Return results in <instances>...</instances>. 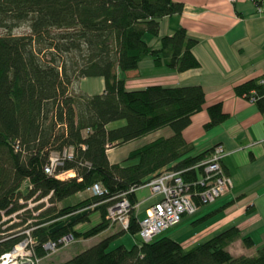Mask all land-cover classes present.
<instances>
[{
	"label": "trees",
	"instance_id": "obj_1",
	"mask_svg": "<svg viewBox=\"0 0 264 264\" xmlns=\"http://www.w3.org/2000/svg\"><path fill=\"white\" fill-rule=\"evenodd\" d=\"M182 10L172 0H0V213L8 216L26 209L30 199L34 203L46 199L18 215V226L31 220L30 227H35L32 237L39 259L47 241L57 243L67 235L87 240L107 230L106 209L122 194L135 207V192L129 191L164 170L184 171V182L196 181L200 171L191 168L210 151L191 156L192 146L184 141L182 131L203 108L202 88L125 87V75L136 72L146 57L157 68L176 73L199 67L192 54L196 41L183 28L158 38L160 19L180 15ZM21 27L28 33L13 35ZM146 37L158 38L159 47L148 46ZM86 78H101L102 93L82 92L78 84ZM234 93L264 115V86L258 79L236 86ZM207 114L205 129L227 119L220 104L208 107ZM162 129L171 135L137 148L121 163L108 161L109 149ZM51 156L62 165L47 175L44 168ZM67 172L73 176L59 179ZM93 184L106 193L57 208ZM194 201L200 205L197 198ZM45 204L51 209L41 211ZM90 206L96 207L100 221L84 233L73 228L88 222L86 215L61 223ZM37 211L40 214L33 216ZM48 214L52 216L44 219ZM130 214L126 231L100 240L62 264H264V247L251 257H233L226 250L237 240L246 249L254 246L236 227L187 251L166 237L109 250L118 236L137 233L135 209ZM20 239L0 235V256Z\"/></svg>",
	"mask_w": 264,
	"mask_h": 264
},
{
	"label": "crops",
	"instance_id": "obj_2",
	"mask_svg": "<svg viewBox=\"0 0 264 264\" xmlns=\"http://www.w3.org/2000/svg\"><path fill=\"white\" fill-rule=\"evenodd\" d=\"M172 1L183 6L182 13L160 19L158 38L183 28L196 41L192 54L199 67L176 73L156 68L152 58L146 57L136 72L125 75V87L127 90L148 86L202 88L203 108L190 118L182 138L192 146L191 156L206 153L215 146L222 147L226 155L221 168L231 187L224 197L201 207L192 217L195 218L192 226L199 228L196 236L202 235L200 241L231 227L238 228L242 237L251 238L254 246L246 249L237 240L226 250L233 257H251L264 247V115L250 100L237 96L234 88L253 79L264 86V14L255 11L251 0ZM158 38L146 37V43L156 49ZM78 85L87 95L101 94L104 86L101 78L82 79ZM215 104L221 105L227 119L205 129L209 122L207 108ZM170 135L168 129H162L110 149L106 152L108 161L121 163L132 150ZM135 197L139 220L157 197H151L146 187L135 191ZM132 237L138 243L137 237ZM193 240L178 243L187 251L200 243Z\"/></svg>",
	"mask_w": 264,
	"mask_h": 264
},
{
	"label": "built area",
	"instance_id": "obj_3",
	"mask_svg": "<svg viewBox=\"0 0 264 264\" xmlns=\"http://www.w3.org/2000/svg\"><path fill=\"white\" fill-rule=\"evenodd\" d=\"M226 1L235 3L237 0ZM251 1L255 11L258 14H264V0ZM225 155L222 147H213L204 159L191 168L200 171L194 182H184L181 177V173L184 171H162L144 186L139 187L148 188L151 196L157 197V200L145 210L144 216L137 220L138 231L134 236L137 237L139 243L151 242L164 230L177 226L184 215H193L200 205L213 204L221 196H224L223 194L231 187L230 179L224 175L221 168V161ZM61 165L57 156H51L48 165L44 168V173L52 175L54 169ZM138 189H131L129 192H135ZM87 190L90 191L91 196H101L106 193L98 184H93ZM194 198L198 199L200 205L195 203ZM42 201H46V199L39 202ZM39 202L34 203L30 199L28 202L30 204L26 209L8 216H5L3 212L0 213V235L21 238L10 251L0 256V264H38L37 243L32 237L35 227H30L31 220L18 226L20 222L18 215L27 209L31 210ZM132 209L135 208L130 206L127 198L122 194L106 209V219L110 223L121 224L122 230L126 231ZM37 213L38 211L33 213V216ZM69 238L72 239V236L62 237L57 243L47 241L41 246V250L45 253L55 250L58 248L57 245H62L64 241L70 240Z\"/></svg>",
	"mask_w": 264,
	"mask_h": 264
},
{
	"label": "rangeland",
	"instance_id": "obj_4",
	"mask_svg": "<svg viewBox=\"0 0 264 264\" xmlns=\"http://www.w3.org/2000/svg\"><path fill=\"white\" fill-rule=\"evenodd\" d=\"M0 33H3V32L0 31ZM27 33H28V30L25 27H21V28H18V29L13 31V35H23V34H27ZM132 151H134V150H132ZM72 176H73V174L71 172H67V173L60 174L59 179L63 180V179H66V178L72 177ZM140 189H143V188H139L138 190L140 191ZM229 190L223 195L225 196L229 192ZM90 196H91L90 191L86 190L83 193H80V194H77L73 197L68 198L67 200L63 201L62 203H60L56 206H57V208L73 207V206L77 205L78 203H80L81 201H83L85 198L90 197ZM224 196H221L220 198H222ZM46 205L47 204H45L44 208H42L41 211H44L45 208L49 207V204L47 206ZM210 205H201L200 207H198L197 211L193 215H184L183 218L181 219L180 223L177 226L164 230L162 233H160L159 235L154 237L153 240H156V239H159L162 237H166V238L175 240L176 242H183V241L190 242L193 239H194L193 242H200V243L205 242V240L204 241L198 240L200 237H202V235L196 236L198 234L199 228L192 226V221L195 219L192 217H194L196 215V213L198 212V210L201 207L210 206ZM38 206H40V205H36L35 207H38ZM134 208H135V212H137V209L139 208L138 202ZM48 209H51V208L49 207ZM33 213H36V212H33ZM39 214H40V211L37 214H35V216H37ZM84 215L87 216L88 222L76 225L73 228V230L76 231L77 233H84L86 230L93 227L94 225H96L100 221L99 213H98V211H96V207L90 206L89 208H85L83 210L75 212V214H72L70 217L61 219V223L67 224L71 221H75L76 219H79V217H82ZM136 215H138V214H136ZM51 216H52L51 214H48L44 217V219H48ZM138 218L140 220L142 218V216H139ZM33 222H35V221L33 220ZM46 225H48V224H46ZM121 231H124V230H122L121 224L109 222L108 229L105 230L104 232L100 233L99 235L95 236V237H92V238L87 239V240L81 239V238L80 239L69 238L70 240L64 241L63 244L60 245L59 248L52 250V251H48L47 253H45L43 255V257L38 260V264H62L64 262L68 261L69 259H71L73 256L77 255L78 253H80V252L84 251L85 249L91 247L92 245L96 244L100 240H103V239H105L109 236H112V235H116V234L120 233ZM195 237H197V238H195ZM133 239L134 238L128 234H123L121 236H118L117 238H115L110 243L109 250H112L118 246H124L126 249H130L135 244V242H134L135 239L134 240ZM200 243H198V244H200Z\"/></svg>",
	"mask_w": 264,
	"mask_h": 264
}]
</instances>
